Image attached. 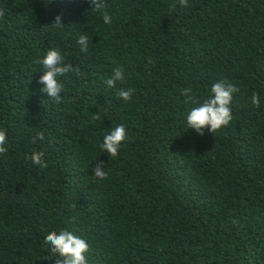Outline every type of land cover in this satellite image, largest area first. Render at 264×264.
Returning <instances> with one entry per match:
<instances>
[{
  "label": "trees",
  "instance_id": "1",
  "mask_svg": "<svg viewBox=\"0 0 264 264\" xmlns=\"http://www.w3.org/2000/svg\"><path fill=\"white\" fill-rule=\"evenodd\" d=\"M101 2L110 24L85 0H0V264H54L65 229L87 264H264V0ZM50 48L73 69L59 102L37 83ZM216 82L238 89L232 120L198 135L186 114Z\"/></svg>",
  "mask_w": 264,
  "mask_h": 264
},
{
  "label": "clouds",
  "instance_id": "2",
  "mask_svg": "<svg viewBox=\"0 0 264 264\" xmlns=\"http://www.w3.org/2000/svg\"><path fill=\"white\" fill-rule=\"evenodd\" d=\"M91 9L103 14V22L110 24L112 17L104 11L105 5L101 0H85ZM184 0H182V3ZM63 17L56 15L54 17L53 25L57 27L63 26ZM77 44L80 51L86 53L88 51V38L85 35L79 36ZM43 66L40 78L37 81L41 87V91L49 98L59 102L61 100V93L63 85L59 82L58 77L72 71V65L65 63L63 56L59 51L50 48L44 56L38 61ZM124 78L121 70H115L113 78L108 79L105 83L107 87L113 88L117 81ZM191 90L186 89L185 95H190ZM238 92L235 85L225 82L213 83L210 87L209 94L203 103L199 106L191 108L186 114V125L188 129L195 131L198 135H203L204 130L207 129L209 133L227 126L232 120V109L230 107L233 94ZM133 95V89L119 90V97L128 101ZM252 102L259 106L260 98L253 95ZM43 140V133L38 134L35 140ZM126 140V129L123 124L112 127L111 130L104 135L102 144L100 145L102 152L108 156L116 157L119 154L122 142ZM7 134L4 130H0V153L7 151ZM31 161L34 165L40 168H46L47 162L44 159L43 152H33ZM95 168L92 170L95 177L103 180L106 177V170L102 161H94ZM44 247L54 256H58L54 264H87L86 254L89 251L88 242L82 239L67 229L61 230L59 233L51 234L46 237Z\"/></svg>",
  "mask_w": 264,
  "mask_h": 264
}]
</instances>
